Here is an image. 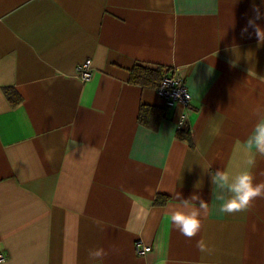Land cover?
Instances as JSON below:
<instances>
[{"label": "crops", "instance_id": "0c3cea01", "mask_svg": "<svg viewBox=\"0 0 264 264\" xmlns=\"http://www.w3.org/2000/svg\"><path fill=\"white\" fill-rule=\"evenodd\" d=\"M254 6L264 28V0H0V264H101L95 248L102 264H264V199L225 214L213 183L247 169L264 108ZM139 64L177 69L189 105L132 82ZM252 172L264 181V158ZM177 193L209 205L191 239Z\"/></svg>", "mask_w": 264, "mask_h": 264}, {"label": "clouds", "instance_id": "9594fccd", "mask_svg": "<svg viewBox=\"0 0 264 264\" xmlns=\"http://www.w3.org/2000/svg\"><path fill=\"white\" fill-rule=\"evenodd\" d=\"M253 10L255 16L249 20L244 31H247L248 27L253 28L258 41L264 43V28L256 23V20L261 19V13L256 6ZM262 113H264V108L254 110V115L259 117V122L250 140L249 152L252 154L246 160L247 169L234 176L224 170L216 171L213 175V183L223 190L216 195V199L222 201L220 210L225 214L248 211L252 207L253 201L257 198L264 199V181L257 182L252 172V169L257 165V156L264 158V114ZM197 187L199 186L197 185ZM176 200L179 208L170 213L172 225L182 236L191 239L200 232L202 227L200 217L202 213L208 211L209 205L197 195L184 199L177 193ZM195 200H199V207L192 203ZM196 246L201 252L208 251L203 240H198ZM105 255L107 253L103 248L89 251V259L101 262V264Z\"/></svg>", "mask_w": 264, "mask_h": 264}, {"label": "built area", "instance_id": "2783aa9c", "mask_svg": "<svg viewBox=\"0 0 264 264\" xmlns=\"http://www.w3.org/2000/svg\"><path fill=\"white\" fill-rule=\"evenodd\" d=\"M78 75L82 81H86L91 77V60H86L78 66ZM156 90L168 103H178L183 107H187L191 101V95L186 87L184 76L175 68L161 76ZM184 122L185 114H181L177 123L178 128L182 127ZM134 250L138 254H143L150 251L151 247L145 244L142 239H136ZM3 260L4 256L0 253V263Z\"/></svg>", "mask_w": 264, "mask_h": 264}, {"label": "trees", "instance_id": "16d2710c", "mask_svg": "<svg viewBox=\"0 0 264 264\" xmlns=\"http://www.w3.org/2000/svg\"><path fill=\"white\" fill-rule=\"evenodd\" d=\"M164 71L165 69L162 66L151 67L141 64L135 65L131 70L130 80L143 86L156 87ZM4 93L11 105H16L22 100V97L15 89L6 88L4 89ZM151 110L152 109L148 107H141L138 120L144 122L147 113ZM178 137L186 139L191 143L190 131L184 125L178 129ZM166 199V197H161L159 201L160 203H164Z\"/></svg>", "mask_w": 264, "mask_h": 264}]
</instances>
